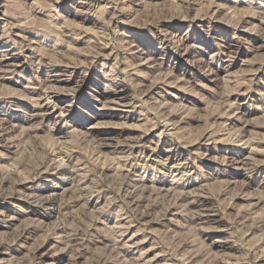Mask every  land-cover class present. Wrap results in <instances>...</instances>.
<instances>
[{"label": "rangeland", "instance_id": "obj_1", "mask_svg": "<svg viewBox=\"0 0 264 264\" xmlns=\"http://www.w3.org/2000/svg\"><path fill=\"white\" fill-rule=\"evenodd\" d=\"M0 264H264V0H0Z\"/></svg>", "mask_w": 264, "mask_h": 264}, {"label": "bare ground", "instance_id": "obj_2", "mask_svg": "<svg viewBox=\"0 0 264 264\" xmlns=\"http://www.w3.org/2000/svg\"><path fill=\"white\" fill-rule=\"evenodd\" d=\"M165 125H167V124H165ZM131 146V145H130ZM126 147V146H125ZM63 149V148H62ZM68 150V149H67ZM59 151V150H58ZM56 152V151H55ZM62 152V151H61ZM63 155V154H62ZM98 156V155H97ZM97 158V157H96ZM101 158V157H100ZM98 159V158H97ZM61 168V167H60ZM45 196V195H44ZM46 198H48V197H46ZM40 199V198H39ZM49 199V198H48ZM44 200V199H43ZM45 201V200H44ZM50 201V200H49Z\"/></svg>", "mask_w": 264, "mask_h": 264}]
</instances>
